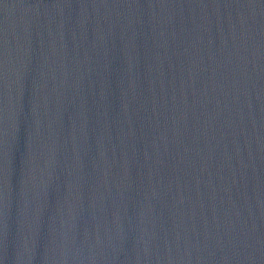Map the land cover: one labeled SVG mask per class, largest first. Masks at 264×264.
Wrapping results in <instances>:
<instances>
[{"label":"water","instance_id":"1","mask_svg":"<svg viewBox=\"0 0 264 264\" xmlns=\"http://www.w3.org/2000/svg\"><path fill=\"white\" fill-rule=\"evenodd\" d=\"M0 264H264V0H0Z\"/></svg>","mask_w":264,"mask_h":264}]
</instances>
